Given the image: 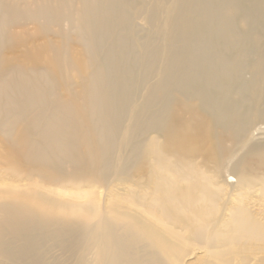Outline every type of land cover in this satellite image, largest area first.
<instances>
[{
    "label": "bare ground",
    "instance_id": "1",
    "mask_svg": "<svg viewBox=\"0 0 264 264\" xmlns=\"http://www.w3.org/2000/svg\"><path fill=\"white\" fill-rule=\"evenodd\" d=\"M253 133L264 0H0V264H264Z\"/></svg>",
    "mask_w": 264,
    "mask_h": 264
},
{
    "label": "rangeland",
    "instance_id": "2",
    "mask_svg": "<svg viewBox=\"0 0 264 264\" xmlns=\"http://www.w3.org/2000/svg\"><path fill=\"white\" fill-rule=\"evenodd\" d=\"M16 56H19V53L15 54ZM249 141L251 142H264V133L261 135H258L257 133H253L249 137ZM9 169L6 168V165H4L2 162H0V187L3 186H20V185H28L30 183L31 179H24L22 181L16 182V180H13L14 178L10 177L8 175ZM232 178H230L231 180ZM229 180V181H230ZM235 179L230 181V183H234ZM102 192L101 190H97V192ZM64 192V191H63ZM246 194L249 197V203H250V209L258 215V220L263 221L264 220V196H262L257 189L254 190H248L246 191ZM207 251L206 249L202 247H196L193 251V254L190 255L185 259V264H198L200 260L206 258ZM261 255H251L248 256L245 260H239L234 262L233 264H254L255 260Z\"/></svg>",
    "mask_w": 264,
    "mask_h": 264
}]
</instances>
